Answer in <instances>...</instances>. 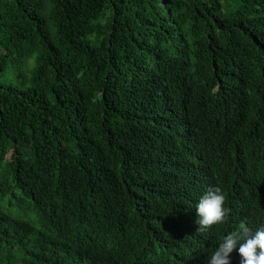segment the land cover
Here are the masks:
<instances>
[{
	"label": "trees",
	"instance_id": "obj_1",
	"mask_svg": "<svg viewBox=\"0 0 264 264\" xmlns=\"http://www.w3.org/2000/svg\"><path fill=\"white\" fill-rule=\"evenodd\" d=\"M213 186L226 220L197 233ZM242 225L264 226V0H0V264H208Z\"/></svg>",
	"mask_w": 264,
	"mask_h": 264
},
{
	"label": "clouds",
	"instance_id": "obj_2",
	"mask_svg": "<svg viewBox=\"0 0 264 264\" xmlns=\"http://www.w3.org/2000/svg\"><path fill=\"white\" fill-rule=\"evenodd\" d=\"M219 186L210 187L196 206L197 233L207 232L213 225L225 222L228 210ZM238 248L240 264H264V226L253 232L247 226L229 232L211 254L208 264H230V253Z\"/></svg>",
	"mask_w": 264,
	"mask_h": 264
},
{
	"label": "rangeland",
	"instance_id": "obj_3",
	"mask_svg": "<svg viewBox=\"0 0 264 264\" xmlns=\"http://www.w3.org/2000/svg\"><path fill=\"white\" fill-rule=\"evenodd\" d=\"M33 64H34L33 60H31V59L28 60V62H27V66L28 67L33 66ZM6 80L13 81V82L15 81L16 82L18 80V77L16 76V72H13V71L9 70L7 72V75H6ZM6 210H10L12 212L15 211L14 208H10V207H6ZM15 213H17V211ZM17 215H20V216H23V217L26 216L25 212H22V211L18 212Z\"/></svg>",
	"mask_w": 264,
	"mask_h": 264
}]
</instances>
